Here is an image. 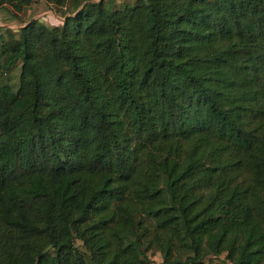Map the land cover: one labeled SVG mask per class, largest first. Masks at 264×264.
<instances>
[{
	"label": "trees",
	"instance_id": "16d2710c",
	"mask_svg": "<svg viewBox=\"0 0 264 264\" xmlns=\"http://www.w3.org/2000/svg\"><path fill=\"white\" fill-rule=\"evenodd\" d=\"M6 8L0 264H264V0Z\"/></svg>",
	"mask_w": 264,
	"mask_h": 264
},
{
	"label": "crops",
	"instance_id": "0c3cea01",
	"mask_svg": "<svg viewBox=\"0 0 264 264\" xmlns=\"http://www.w3.org/2000/svg\"><path fill=\"white\" fill-rule=\"evenodd\" d=\"M9 9L10 8H6L0 11V27L17 29L18 27L21 26L18 21L19 17L21 16V13H17L16 14L17 18H13L12 15L8 12ZM46 9H49V7L46 6L44 3H42L41 1L34 2L27 11V19H39L41 21H44L45 24L48 23L51 24L49 26L58 25V23L61 21V17L53 13L50 9L49 10Z\"/></svg>",
	"mask_w": 264,
	"mask_h": 264
},
{
	"label": "rangeland",
	"instance_id": "374dc122",
	"mask_svg": "<svg viewBox=\"0 0 264 264\" xmlns=\"http://www.w3.org/2000/svg\"><path fill=\"white\" fill-rule=\"evenodd\" d=\"M46 10H49V9H46ZM46 10H43V11H46ZM52 11V10H51ZM53 12V11H52ZM54 13V12H53ZM37 15V13H36ZM49 21V20H47ZM48 25H51L48 23ZM17 26V25H16ZM15 28V27H14ZM77 244H79L78 242H76ZM148 257L150 258V260L154 263V264H159L161 262V255L157 252H148ZM213 264H223L222 260L221 259H215L213 261Z\"/></svg>",
	"mask_w": 264,
	"mask_h": 264
},
{
	"label": "built area",
	"instance_id": "2783aa9c",
	"mask_svg": "<svg viewBox=\"0 0 264 264\" xmlns=\"http://www.w3.org/2000/svg\"><path fill=\"white\" fill-rule=\"evenodd\" d=\"M228 264H231L230 262Z\"/></svg>",
	"mask_w": 264,
	"mask_h": 264
}]
</instances>
